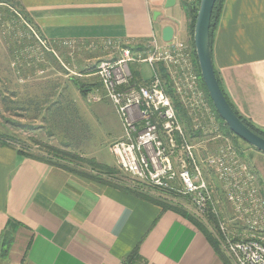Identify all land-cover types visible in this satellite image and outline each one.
I'll return each mask as SVG.
<instances>
[{
	"label": "crops",
	"instance_id": "obj_1",
	"mask_svg": "<svg viewBox=\"0 0 264 264\" xmlns=\"http://www.w3.org/2000/svg\"><path fill=\"white\" fill-rule=\"evenodd\" d=\"M19 3L38 40L62 48H66L62 46L65 41L97 47L111 39L143 50L153 35L164 42L166 26L173 27L174 39L192 41L191 17L183 0H177L172 8L165 7L166 0ZM155 13H159L156 18ZM54 57L60 60L58 55ZM212 57L232 105L264 130V0H223L212 34ZM71 73L65 77L69 81ZM139 75L149 80L150 75ZM75 79L71 85L77 89L71 95L81 100L76 85L79 80ZM64 97L69 100L67 93ZM94 111L99 114L101 109ZM119 128L103 150L110 153L109 146L122 138V124ZM3 132L0 121V135ZM50 138L52 143L70 148L56 134ZM90 147L94 152L90 159L96 165H118L111 153L114 163H108L95 146ZM243 152L264 192V153L251 148ZM88 174L95 175L47 153L22 151L0 141V242L5 232L13 238L0 264H127L134 255L135 263L131 264H233L226 262L221 247L217 250L188 218L173 210L163 211L154 200L109 181L84 176Z\"/></svg>",
	"mask_w": 264,
	"mask_h": 264
},
{
	"label": "built area",
	"instance_id": "obj_2",
	"mask_svg": "<svg viewBox=\"0 0 264 264\" xmlns=\"http://www.w3.org/2000/svg\"><path fill=\"white\" fill-rule=\"evenodd\" d=\"M38 42L55 54L46 43ZM79 44L62 42L68 49ZM98 45L109 51L110 60L94 65L93 75L100 76L101 88L88 91L85 99L89 104L109 100L118 114L123 136L109 150L120 170L156 190L189 197L202 212L211 210L218 218L220 246L233 264H264V192L244 152L230 144L224 132L225 122L218 118L202 86L192 43L160 42L153 35L143 50L123 40H103ZM136 63L150 69L144 84L133 82L132 65ZM160 67L166 69L170 83ZM168 85L187 112L186 119L179 115ZM212 136L221 146L201 158L206 145L196 141ZM204 169L216 176L231 207L229 222L218 215ZM230 223L235 225L229 228Z\"/></svg>",
	"mask_w": 264,
	"mask_h": 264
},
{
	"label": "rangeland",
	"instance_id": "obj_3",
	"mask_svg": "<svg viewBox=\"0 0 264 264\" xmlns=\"http://www.w3.org/2000/svg\"><path fill=\"white\" fill-rule=\"evenodd\" d=\"M9 1V4L14 5L13 8L6 2L0 3V121L5 127V132L0 135V141L19 147L22 151L28 150L38 155L47 153L54 159H62L67 163H73L75 167L86 168L100 176L103 181H109L116 186L119 184L124 188L132 187L153 198L165 200L195 219H200L207 234L216 239L221 247L218 218L211 210L200 211L189 197L181 193L151 188L123 173L118 165L109 170L91 161L94 153L90 147L92 145L98 153L106 156L108 163H114V157L107 149H104L107 151L105 154L103 147H108L107 140L116 136L122 123L109 100L99 102L98 105L89 104L81 92H79L81 100L77 97L72 98L71 94L75 93L77 87L73 88L71 83L75 78L86 84L100 82L99 75H85L82 71L85 69L88 72L92 71L98 61H109L110 58L107 56L109 51L100 49L99 45L91 48L90 43H81L73 49L46 43L55 50L53 54L38 42L36 29L33 24L29 25L27 22L20 4L15 3V0ZM54 55H58L60 60ZM139 67L142 69L139 71L145 77L150 75L146 64L142 63ZM68 70L72 71L70 81L65 78ZM74 73L82 74L76 76ZM139 79L134 82V76L133 82L145 83L143 78ZM55 84L59 89L56 93ZM64 93L69 95V100L64 99ZM95 108L98 113L99 109L101 112L97 114ZM224 132L230 144L241 153L246 148L253 149L241 139L228 134L226 130ZM51 134H56L57 138L69 144L70 148L58 146L54 141L52 143ZM220 142L213 136L212 139L201 137L196 141L206 145L208 154L221 146ZM204 152L203 150L200 153L201 158L205 156ZM82 154L85 158L81 156ZM204 173L219 217L224 223L229 222L233 213L216 176L208 169H204ZM233 225L235 224L230 223L229 228Z\"/></svg>",
	"mask_w": 264,
	"mask_h": 264
},
{
	"label": "water",
	"instance_id": "obj_4",
	"mask_svg": "<svg viewBox=\"0 0 264 264\" xmlns=\"http://www.w3.org/2000/svg\"><path fill=\"white\" fill-rule=\"evenodd\" d=\"M177 0H166V8H172ZM217 0H201L194 29V46L197 54L201 77L207 88L212 103L221 119L230 131L253 149L264 153V137L252 131L236 114L228 102L217 75L212 57V16ZM159 13H155V18ZM174 39V29L164 27L162 40L165 43Z\"/></svg>",
	"mask_w": 264,
	"mask_h": 264
},
{
	"label": "trees",
	"instance_id": "obj_5",
	"mask_svg": "<svg viewBox=\"0 0 264 264\" xmlns=\"http://www.w3.org/2000/svg\"><path fill=\"white\" fill-rule=\"evenodd\" d=\"M200 1H201V0H199V3H198L197 5H190V4L187 3L186 0H183V6L185 7V9L187 10L188 14H189L190 17H191V21H190V25H189V30H190L191 37H192V41H191V43H192L194 49H195V46H194V29H195V24H196V19H197V13H198L199 6H200ZM5 2L9 4L10 1H9V0H5ZM5 2H4V1H0V3H5ZM222 2H223V0H217V3H216V5H215L214 11H213L212 25H211V33H212V34H213V30H214V28H215L216 22H217V20H218V18H219V12H220V8H221V6H222ZM15 3H19V0H15ZM19 4H20V3H19ZM9 6H10L11 8H13L12 6H14V5L9 4ZM14 12H16V11H14ZM15 15L18 16L17 13H16ZM24 15H25V14H24ZM26 19H27V17H26ZM27 22L29 23V25L32 24V22H31L29 19H27ZM32 26H33V25H32ZM195 59H196V64H197V66H198V71H199V74H200V77H201V73H200V68H199V64H198V59H197L196 50H195ZM138 68H139V65H138ZM138 68H137V67L134 68V66H132V70H133V73H134V76H135V80H134V82L137 81V80L141 77V76L139 75L140 72H139V69H138ZM160 70H161L162 77H163L166 81H168V83H170V79H169V76H168V74H167L166 69H164L163 67H160ZM82 72H84L83 74H85V75H86V74H87V75H93V73L96 72V69H95V67H94L93 70L90 71V72H88L87 69L83 70ZM215 73H216V75H217V72H216V71H215ZM80 74H82V73H80ZM150 75H151V73H150ZM141 78H142V77H141ZM217 78H218L219 83H220V86H221V82H220V79H219L218 75H217ZM139 80H140V79H139ZM141 80H142V79H141ZM75 81H76V79H75ZM201 82H202V86H203L205 92L207 93V95H208V97H209V99H210V102H211V104H212L214 110L216 111V113H217V115H218V118L220 119V121H222V123H224V121L221 119V117L219 116L217 110L215 109V107H214V105H213V103H212V100H211V98H210V96H209V93H208V91H207V88H206V86H205V84H204V81H203L202 77H201ZM76 85L79 87L81 93H82L84 96H85V94H86L88 91H90V90H92V89H97V88L100 89V88H101V83H100L99 81H96V82H94V83H87V84H84V83H82V82H78V83H76ZM221 88H222V86H221ZM222 90H223V88H222ZM168 92H169L170 96L173 98L174 105L176 106L179 115H180L183 119H186V117H187V112H186L185 109L182 107L181 102H180L179 99L176 97V95L173 93V91H172V89H171V87H170L169 85H168ZM223 92H224V90H223ZM224 94H225V96H226L228 102L230 103V105L232 106V108L234 109V111L236 112V114L241 118V120H242V121H243V122H244V123H245V124L251 129V130H252V131H254V132L257 133L258 135L264 137V130H262L261 128L255 126L250 120H248V119H246L245 117H243V116H242V115H241V114L235 109V107L232 105V103L230 102V100H229L227 94H226L225 92H224ZM224 125H225V130L227 131V133L230 134V135L235 136V135L230 131V129L228 128V126H227L225 123H224ZM235 137H237V136H235ZM237 138H238V137H237ZM98 166H99V165H98ZM99 167H101V168H105V169H109V170L112 169V168H106V166H99ZM113 169H114V168H113ZM92 173H93V172H92ZM94 174H95V173H93V175H94ZM82 175H83V174H82ZM89 175H90V174H88V175H84V176H88V177H90V176H91V177H96V179H98V180L101 179V180H102V178H101L100 176H98L97 174H95L94 176H92V175L89 176ZM117 185H118L117 187H119V188L122 189V190L129 191V192H133V193H136V194H138V195H140V196L146 197V198H148V199H150V200H154V202H156L158 205H160V206L162 207V210H163V211H166V210H173V211H175V212L181 214L182 216L188 218L191 222H193L196 226H198V227H199V228H200V229L206 234L208 240L212 243V245H213L217 250H219L220 247H219L218 243L216 242L215 239H213L212 236H210V235L207 234V231H206V229L204 228V226H203V224H202V221H201L200 219H198V220L195 219L193 216H191V215H189L188 213H186L185 211H183V210L177 208L175 205L166 202L165 200L157 199V198H153V197H151V196H149V195H147V194H145V193H143V192L138 191V189L136 190V189L131 188V187L124 188V187H122V186H119V184H117ZM12 241H13V238H12L11 234H10L9 232H5V233L3 234L2 239H1V242H0V259H4V258L7 257L8 253H9V250H10V246H11V244H12ZM135 258H136V255H134V257H132V261H130L131 259L128 260L127 264H131L132 262L135 263V260H134ZM225 260H226V262L229 261L227 258H225ZM229 262H230V261H229ZM124 263H125V262H124ZM227 263H228V262H227ZM125 264H126V263H125Z\"/></svg>",
	"mask_w": 264,
	"mask_h": 264
}]
</instances>
